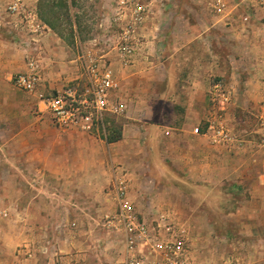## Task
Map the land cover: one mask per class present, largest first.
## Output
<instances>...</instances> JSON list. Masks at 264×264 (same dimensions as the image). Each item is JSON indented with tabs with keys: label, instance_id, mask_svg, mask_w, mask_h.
<instances>
[{
	"label": "rangeland",
	"instance_id": "obj_1",
	"mask_svg": "<svg viewBox=\"0 0 264 264\" xmlns=\"http://www.w3.org/2000/svg\"><path fill=\"white\" fill-rule=\"evenodd\" d=\"M212 1L166 0L136 30L145 55L123 66L116 48L128 26L116 20L115 0H40L33 11L24 0L28 11L49 21L53 34L65 40L59 44V62L67 64L61 89L82 92L88 54L116 72L114 100L127 111L105 115L104 127L85 134L91 142L76 154L62 139L83 133L58 131L38 100L14 85L28 57L42 65L32 50L40 37L36 42L23 15L10 13L12 0H0V264H118L119 234L106 225L117 209L112 182H129L128 197L139 202L135 206L146 219L168 213L192 235L206 219L218 233L233 231L229 215L264 194L256 134L264 112V10L256 8L245 22L253 0H225L229 17L237 19L228 26L213 12ZM193 30L210 38L184 48ZM189 102L202 117L197 124L187 122L191 133L199 129L195 137L175 138L176 130L165 136L149 126L162 118L184 121ZM42 137L48 156L40 155L46 147ZM106 138L118 147L115 162L107 163L108 144L114 143ZM126 149L132 150L130 158ZM173 162L185 171L175 170Z\"/></svg>",
	"mask_w": 264,
	"mask_h": 264
},
{
	"label": "built area",
	"instance_id": "obj_2",
	"mask_svg": "<svg viewBox=\"0 0 264 264\" xmlns=\"http://www.w3.org/2000/svg\"><path fill=\"white\" fill-rule=\"evenodd\" d=\"M166 0H115L117 21L128 26V32L120 39L116 58L123 66L134 63L142 40L137 38L136 30L158 10L163 8ZM256 8L264 10V0H253L247 7L245 22L253 18ZM215 14H223L228 10L225 0H215L212 4ZM9 11L14 15H23L27 29L34 36L41 37L47 27L39 18L28 11L24 0H12ZM121 23V24H122ZM88 84L82 92L75 87L61 90L47 89L42 75L39 59L30 56L26 70L17 74L14 85L19 90L33 95L38 100L41 111L49 114L53 126L60 132L80 131L92 135L104 127L107 114L121 115L126 112L122 102H115L119 91L116 72L111 64L101 65L92 54L86 57ZM218 88H222L221 85ZM223 100L229 102L225 95ZM261 130L257 132V147L262 152L261 169L264 173V112L260 118ZM199 134V129L194 130ZM223 137V132H217ZM215 136V138L217 137ZM117 209L106 225L112 228L113 234H119L122 254L118 264H207L202 262L195 253L193 235L190 229L175 221L168 213L160 214L151 220L146 219L138 211L124 188H116Z\"/></svg>",
	"mask_w": 264,
	"mask_h": 264
},
{
	"label": "crops",
	"instance_id": "obj_3",
	"mask_svg": "<svg viewBox=\"0 0 264 264\" xmlns=\"http://www.w3.org/2000/svg\"><path fill=\"white\" fill-rule=\"evenodd\" d=\"M39 1L40 0H25V3L33 11V9L36 10L38 8ZM214 1L215 0H213L212 2ZM228 13L229 10L225 11L222 14L223 15L222 17L219 16L220 22L223 23L226 22L225 24H227L228 26L231 25L234 26L237 23V19L236 18H234L235 20L231 19ZM252 19L250 20V22L252 21ZM42 24H44L47 27L48 32L46 31V33H44L43 36L39 38L40 42L39 41L37 42L38 39L35 36H32L37 42L36 46H34L35 49L32 48V50H37L40 53V58L42 59L41 66L44 68L42 69V75L44 81L49 83V88L52 90H61L63 84L65 83V81H67V77L64 74V69H65L64 67L67 68V64L59 62L60 54L61 55L64 54L63 52L64 49L59 44H62L63 41L65 42V40H63L62 38H57L56 34L55 33L53 34L52 30L49 28V25H47L45 22H42ZM229 28L230 27L227 28L226 26L227 31ZM239 34L243 35L242 32H239ZM208 38H210L208 35L207 36H204L203 34L198 35V33L195 30H193V32L189 34L188 41L184 43V48L186 47L193 48V44L198 42L199 39L201 40L203 39L205 41L208 40ZM139 52H143V53L139 54ZM139 52L137 53L138 56L136 55V57L145 55L144 54L145 52L142 51V49H140ZM178 59L179 58H177L176 60ZM138 60L139 59H136L135 62H139ZM25 70H26V64H25ZM232 90L235 91V87H232ZM185 104L186 103H184L183 106H185ZM194 104L195 103H190V102L188 103L187 105L188 109H185V114L182 118L184 119V121H180L178 124L174 123V121L173 123H167L165 119L162 118L161 120L158 121L159 123L154 125L151 124L149 126L152 128L153 127L159 128L161 133L164 134L165 136H169L172 130L173 131L176 130L177 133H174V135H176L175 138L187 137L186 134H188L190 137H195L196 135L194 133H191V130H189L190 127H187V122L191 123L193 121L195 124H197L202 120V117L199 114V112L196 111ZM125 106L127 109L126 104ZM174 127L176 128L178 127V128L174 129ZM69 135H70L69 137L63 138L62 141H67L66 144H68V147H70L69 151L71 153H76V154L80 153L81 151H83V146L86 143L91 142V137L86 138L85 134H77L79 136H74L75 134L71 133ZM174 135H172L170 139L172 138L174 139ZM122 137L123 138L125 137V132H123ZM42 138L45 141L44 147L45 146L46 147L45 150L43 149L42 153L40 154L39 152V154L48 156L49 154L47 149V140L44 137ZM169 143H170L169 140L163 142V148H165ZM49 144L50 143L48 142V145ZM115 146H116L115 143L108 144L109 154L106 155L107 163L108 160H110L111 162L116 161V156L117 154H119V150L118 147ZM132 147H134V144L129 145V147L126 148L131 149ZM37 149L38 148L34 149V151H37ZM125 156L130 158L132 156V150H128V153H126ZM138 162L139 159H136L134 160V162H132V164L136 165L138 164ZM172 164L175 170L180 172L185 171L184 168L179 169V167H177V165L174 162ZM134 165H132L131 167H134ZM116 170H117L116 168L113 169V173L115 175L117 174ZM117 178H119V176ZM228 180L229 177H226L221 182H219V184L224 183ZM117 187L124 188L125 193L128 197L130 192V184L127 180L126 182L125 181L123 182L117 181L116 183L112 182V200L116 202H117V195H116ZM170 187L178 188L174 185H170ZM263 187H264V182L261 183L259 188L263 189ZM90 198L93 199L96 198V196L94 194L92 195L91 193ZM128 199H130L135 204L139 203L133 201L130 197H128ZM115 204L117 205V203ZM237 209L238 210L236 212L229 215L233 223L235 224L233 231L218 233L214 223L209 222L207 219L206 222L195 227L197 233L196 234L193 233V246L196 255L199 257V259L202 262L207 264H264V194L263 195L258 194L256 196H253L249 201L248 200L244 201L243 206Z\"/></svg>",
	"mask_w": 264,
	"mask_h": 264
},
{
	"label": "trees",
	"instance_id": "obj_4",
	"mask_svg": "<svg viewBox=\"0 0 264 264\" xmlns=\"http://www.w3.org/2000/svg\"><path fill=\"white\" fill-rule=\"evenodd\" d=\"M71 5H72V3H71ZM44 22H45L47 25H49L50 28L53 29V25H51L49 21H44ZM121 137H122V136H120V139H121ZM106 140H107L109 143H112V142L114 143V142H115L113 139H107V138H106ZM117 141H119V138H118Z\"/></svg>",
	"mask_w": 264,
	"mask_h": 264
}]
</instances>
